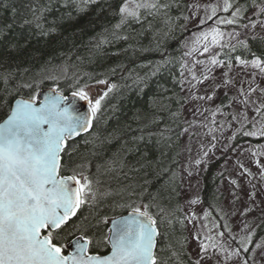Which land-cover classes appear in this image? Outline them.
<instances>
[{"label": "trees", "instance_id": "trees-1", "mask_svg": "<svg viewBox=\"0 0 264 264\" xmlns=\"http://www.w3.org/2000/svg\"><path fill=\"white\" fill-rule=\"evenodd\" d=\"M262 2L230 0L224 16H243ZM188 13L185 0H0V123L17 100L38 102L42 91L93 96L90 87L108 86L93 96L92 133L69 143L62 156L61 176L98 194L68 225L49 232L64 255L77 237L90 241L91 255H107L110 220L138 212L160 232L156 264H195L179 172ZM221 60L264 62V39H245L224 50ZM246 141L264 143L239 135L233 147ZM226 159L208 164L201 201L207 219L229 237L219 175ZM263 241L264 223L252 234L250 251Z\"/></svg>", "mask_w": 264, "mask_h": 264}, {"label": "rangeland", "instance_id": "rangeland-1", "mask_svg": "<svg viewBox=\"0 0 264 264\" xmlns=\"http://www.w3.org/2000/svg\"><path fill=\"white\" fill-rule=\"evenodd\" d=\"M185 2L189 13L181 83L186 106L179 172L187 249L195 264H264V241L249 249L252 234L264 223V143L233 147L239 135L264 139V62L221 60L224 50L245 39H264V2L231 17L224 16L230 0ZM88 91L96 95L94 86ZM222 156L227 159L219 171L224 177L220 193L229 237L214 228L201 201L202 175ZM82 195L83 204L98 197L93 191Z\"/></svg>", "mask_w": 264, "mask_h": 264}, {"label": "water", "instance_id": "water-1", "mask_svg": "<svg viewBox=\"0 0 264 264\" xmlns=\"http://www.w3.org/2000/svg\"><path fill=\"white\" fill-rule=\"evenodd\" d=\"M89 102L46 90L38 103L17 100L0 124V264H156L160 234L155 221L140 213L110 222L106 256H91L84 237L64 255L46 235L82 208L78 185L60 170L67 143L94 129Z\"/></svg>", "mask_w": 264, "mask_h": 264}]
</instances>
